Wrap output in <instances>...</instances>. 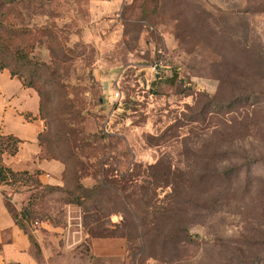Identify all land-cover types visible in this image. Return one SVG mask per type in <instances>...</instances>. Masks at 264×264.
I'll return each mask as SVG.
<instances>
[{"label":"rangeland","instance_id":"1","mask_svg":"<svg viewBox=\"0 0 264 264\" xmlns=\"http://www.w3.org/2000/svg\"><path fill=\"white\" fill-rule=\"evenodd\" d=\"M133 1L92 22L83 0L79 19L71 0H0L35 38L49 165L0 199L37 264H264V0H171L163 19Z\"/></svg>","mask_w":264,"mask_h":264},{"label":"crops","instance_id":"2","mask_svg":"<svg viewBox=\"0 0 264 264\" xmlns=\"http://www.w3.org/2000/svg\"><path fill=\"white\" fill-rule=\"evenodd\" d=\"M158 1L160 4L171 2ZM204 1L216 4L215 0ZM84 2L87 19L92 22L98 19H121L124 8L132 7V4L138 6L133 0H83ZM71 3L72 19H79L80 0H71ZM163 15V13H155L152 19H163ZM44 18L48 19L47 16ZM167 19H172L169 13ZM162 34L164 35L163 32ZM38 114V95L32 89L23 88L19 80L11 77L7 70L0 71V134L12 136L20 141L17 152L13 156L8 155L7 167L13 171L34 172L48 169L49 165L39 160L41 147L37 136L43 131L44 120L38 118ZM25 115L29 119H26ZM0 202L1 212L9 216V220L0 223V264H37L31 258V244L28 237L15 225L2 199ZM103 244L109 248V253L116 254L121 243L110 240Z\"/></svg>","mask_w":264,"mask_h":264},{"label":"trees","instance_id":"3","mask_svg":"<svg viewBox=\"0 0 264 264\" xmlns=\"http://www.w3.org/2000/svg\"><path fill=\"white\" fill-rule=\"evenodd\" d=\"M170 4H172V2H168V3L164 2L160 4L158 0H151V12H148L150 13V17H146V19L148 18L152 19L153 14L155 13L159 14L163 12L164 9L170 7ZM1 9H2V5H0V10ZM174 16H175L174 18L172 17L173 19H178V17H176V14ZM4 17H5V13H1L0 14V71L2 70L9 71L11 77H16L21 83V86L23 88L34 89L37 91V95L39 97V114L37 117L43 119L42 102H41L42 99L40 92L36 89V77L38 76V71H36V67L39 68L40 65L35 63L30 57L31 52L34 49V45L31 42H33L35 38L31 41V36H30L31 32L28 31L27 28L18 27L12 21H9L8 19H4ZM39 32H42V30H40ZM37 34L41 35L42 33H37ZM22 37H25L26 39L24 41H20V38ZM29 44L31 45L29 46ZM25 118L29 119V117L26 115ZM41 134L42 132L37 136V140L40 146L42 144ZM86 142L87 141L81 137L78 140L79 148H82L83 144ZM19 143L20 141L12 136H3L0 134V185L10 186L19 182H25V183L30 182L35 184L36 186L42 187L38 179V176L40 174L39 171H35L33 173H30L28 171H13L11 168L5 166L2 163L1 156L6 152L8 155L13 156L18 150ZM89 157L90 156L87 154H84L83 156H78V161H80V163L82 164L80 167V163H79L80 168L82 169L84 168V164L82 163L83 161H81V159L82 158L86 159ZM96 161L98 162L97 164L98 166L105 165L104 162H101V157L99 155L97 156ZM45 188L53 190V188L49 186L43 187V189ZM80 191L81 193L85 192L82 187L80 188ZM85 197L91 198V195L89 194L80 195V197L74 196L73 198L69 199V202L82 205ZM145 204L148 205L149 207V209L146 208V210L149 211L155 210V207L153 205H149V201H146ZM5 208L12 217L15 225L28 237V239H30L29 235L24 230V226L17 220L16 216L12 214L11 207L9 205H5ZM30 215L31 214L26 209H23L21 212L22 219L23 218L29 219L28 217ZM187 239L190 238L187 237Z\"/></svg>","mask_w":264,"mask_h":264},{"label":"built area","instance_id":"4","mask_svg":"<svg viewBox=\"0 0 264 264\" xmlns=\"http://www.w3.org/2000/svg\"><path fill=\"white\" fill-rule=\"evenodd\" d=\"M160 66V61H157L154 65H153V69H156L157 67Z\"/></svg>","mask_w":264,"mask_h":264}]
</instances>
